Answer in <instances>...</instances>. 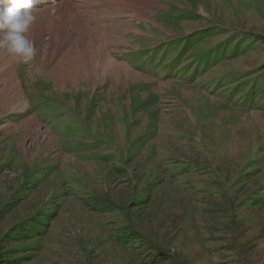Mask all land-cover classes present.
I'll return each mask as SVG.
<instances>
[{
	"label": "rangeland",
	"instance_id": "rangeland-1",
	"mask_svg": "<svg viewBox=\"0 0 264 264\" xmlns=\"http://www.w3.org/2000/svg\"><path fill=\"white\" fill-rule=\"evenodd\" d=\"M34 14L35 59L0 50V264H264V0Z\"/></svg>",
	"mask_w": 264,
	"mask_h": 264
},
{
	"label": "clouds",
	"instance_id": "clouds-1",
	"mask_svg": "<svg viewBox=\"0 0 264 264\" xmlns=\"http://www.w3.org/2000/svg\"><path fill=\"white\" fill-rule=\"evenodd\" d=\"M42 0H0V50L24 63L33 61L37 49L29 38L37 17L34 10Z\"/></svg>",
	"mask_w": 264,
	"mask_h": 264
},
{
	"label": "bare ground",
	"instance_id": "bare-ground-1",
	"mask_svg": "<svg viewBox=\"0 0 264 264\" xmlns=\"http://www.w3.org/2000/svg\"><path fill=\"white\" fill-rule=\"evenodd\" d=\"M68 5H66V4H58V5H56L55 6V9H54V11H58L57 12V16H58V19H61V20H66V16L68 15H65L66 14V12L68 11V12H72V11H70V8H68L67 7ZM67 10V11H66ZM67 12V13H68ZM55 17V16H54ZM65 18V19H64ZM57 19V20H58ZM67 21V20H66ZM61 22V21H60ZM58 28V27H57ZM57 33V32H56ZM52 35H50V38H52V36L54 35L55 36V34H53V33H51ZM52 41H54V40H52ZM80 41H81V38H80ZM80 41H79V43H80ZM103 51V50H102ZM104 53V52H103ZM108 61V63L111 65V66H113V65H115L116 66V70L115 71H113V73L115 74V76H116V78L117 79H121V77H122V74H124V75H126L127 77H128V80H131V78H132V81L133 82H135L134 84H136V83H138L139 81H146L145 79H143L142 77H140L139 75H137L136 73H133L132 71H130L127 67H125V66H123V65H118V64H114L112 61H110L109 59L107 60ZM100 66V65H99ZM68 73V72H67ZM70 78V77H69ZM23 79V78H22ZM24 80V79H23ZM10 81V80H9ZM142 81V82H143ZM140 83V82H139Z\"/></svg>",
	"mask_w": 264,
	"mask_h": 264
},
{
	"label": "trees",
	"instance_id": "trees-1",
	"mask_svg": "<svg viewBox=\"0 0 264 264\" xmlns=\"http://www.w3.org/2000/svg\"><path fill=\"white\" fill-rule=\"evenodd\" d=\"M211 55H216V54H213V53H208V54H206V55L202 58V60H203L202 63H204L205 60L208 59Z\"/></svg>",
	"mask_w": 264,
	"mask_h": 264
}]
</instances>
